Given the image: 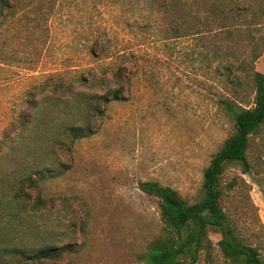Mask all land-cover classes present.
Listing matches in <instances>:
<instances>
[{"label": "rangeland", "instance_id": "rangeland-1", "mask_svg": "<svg viewBox=\"0 0 264 264\" xmlns=\"http://www.w3.org/2000/svg\"><path fill=\"white\" fill-rule=\"evenodd\" d=\"M205 1L247 7L250 15L225 39L213 22L187 32L180 20L155 14L157 26L131 39L135 29L126 22L146 16L140 0H7L0 20V264H19L15 249L42 247L67 251L41 264H142L161 232L156 201L138 182L156 181L189 203L201 197L202 170L233 132L216 95L249 108L252 74L264 75V0ZM172 27L180 28L177 35ZM95 40L136 46V58L124 63V98L101 107L91 135L56 145L65 126L82 123L74 98L116 86L111 61L88 54ZM226 61L233 64L229 79L221 75ZM80 73L85 85L67 96L53 92ZM29 92L40 119L35 110L32 123L12 127ZM246 155L248 172L225 167L219 204L233 235L264 264V127ZM37 168L46 179L36 190L20 188ZM207 238L210 258L200 264H224L218 234L208 231Z\"/></svg>", "mask_w": 264, "mask_h": 264}, {"label": "trees", "instance_id": "trees-1", "mask_svg": "<svg viewBox=\"0 0 264 264\" xmlns=\"http://www.w3.org/2000/svg\"><path fill=\"white\" fill-rule=\"evenodd\" d=\"M145 17L140 22L132 24L126 22L128 29L134 28L135 32L131 39L137 37L136 32H142L145 28L150 29L151 25L157 26V21H151L155 14L176 18L181 21L185 31H191L194 23L207 24L213 22L220 25L224 38H232L236 34L235 23L250 13L247 7L236 5H221L218 2L208 3L205 0H191L190 5L186 0H140ZM8 7L7 0H0V20L5 16L2 12ZM147 11V12H146ZM148 13V14H147ZM250 15V14H249ZM148 17V19H147ZM189 18L191 21L189 23ZM179 27L169 28L171 35L179 33ZM136 47V46H134ZM134 47L116 49L114 46L105 45L99 41H93L88 54L97 60H108L114 67L111 77L116 81L114 88L108 89L102 94H88L83 98H74L81 106V125L65 126L61 137L62 143H67L88 137L92 134L90 121L93 117L102 115L101 107H105L111 101H121L123 97V73L124 63L131 62L137 55ZM213 52V50L211 51ZM210 50L207 49L209 56ZM208 59V58H207ZM209 60V59H208ZM225 61V59H224ZM233 65L224 62L220 67L221 75L229 79V68ZM224 73V74H223ZM87 76L80 73L71 82H62L53 86V92L57 91L61 96H67L76 87L85 85ZM253 100L249 108H244L233 100L228 99L225 93H219L215 98L223 112L232 122L233 132L221 143L217 150L210 155L207 165L201 173V197L194 203H189L172 188L161 185L156 181L147 180L138 182L137 188L146 196L156 201L159 214L160 234H158L146 247L141 257L142 264H200L201 258L209 260L211 243L207 238V232L212 231L218 234L216 242L218 250L224 259V264H261L257 251L254 247L241 244L233 235V230L228 225L226 216L219 204L222 196L220 179L225 167L230 164H238L243 172H248L247 149L249 140L260 136L264 127V75L258 72L252 74ZM37 90L35 89L34 92ZM33 92L27 93L24 98V107L17 115L12 127L17 122L26 125L33 121L32 112L38 120L41 113L36 109L39 102L33 98ZM37 120V122H38ZM36 123V122H35ZM44 172L37 168V171L27 174L18 181L20 188L36 190L37 184L46 179ZM37 199V198H36ZM41 205L39 200H36ZM36 203V202H35ZM35 205L32 206L34 209ZM67 249L42 247L35 251L17 250L10 252L19 264H41L47 261L57 260Z\"/></svg>", "mask_w": 264, "mask_h": 264}]
</instances>
